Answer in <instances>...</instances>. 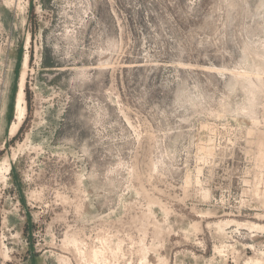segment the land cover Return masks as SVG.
<instances>
[{
    "label": "rangeland",
    "instance_id": "374dc122",
    "mask_svg": "<svg viewBox=\"0 0 264 264\" xmlns=\"http://www.w3.org/2000/svg\"><path fill=\"white\" fill-rule=\"evenodd\" d=\"M0 264H264V0H0Z\"/></svg>",
    "mask_w": 264,
    "mask_h": 264
},
{
    "label": "bare ground",
    "instance_id": "6f19581e",
    "mask_svg": "<svg viewBox=\"0 0 264 264\" xmlns=\"http://www.w3.org/2000/svg\"><path fill=\"white\" fill-rule=\"evenodd\" d=\"M256 72V71H255ZM247 78H250L247 76ZM251 80V78H250ZM250 82V81H249ZM18 91L16 95V102H15V115L14 120L12 122V125L10 126V133L13 134L18 129L19 125L23 121L25 117V105L23 101V95H24V84H23V76L20 79V83L18 85ZM250 95V94H249ZM9 168H5V171H8ZM74 242V241H73ZM93 250H91L92 252ZM95 251V250H94ZM84 255V254H83ZM88 256V253H87ZM84 257V256H83ZM89 257V256H88ZM99 257V256H98ZM87 259V257H85ZM92 259V258H91ZM99 260V259H96ZM100 262V261H99Z\"/></svg>",
    "mask_w": 264,
    "mask_h": 264
},
{
    "label": "crops",
    "instance_id": "0c3cea01",
    "mask_svg": "<svg viewBox=\"0 0 264 264\" xmlns=\"http://www.w3.org/2000/svg\"><path fill=\"white\" fill-rule=\"evenodd\" d=\"M20 193V191H18Z\"/></svg>",
    "mask_w": 264,
    "mask_h": 264
},
{
    "label": "trees",
    "instance_id": "16d2710c",
    "mask_svg": "<svg viewBox=\"0 0 264 264\" xmlns=\"http://www.w3.org/2000/svg\"><path fill=\"white\" fill-rule=\"evenodd\" d=\"M20 128V127H19ZM19 130V129H18Z\"/></svg>",
    "mask_w": 264,
    "mask_h": 264
}]
</instances>
